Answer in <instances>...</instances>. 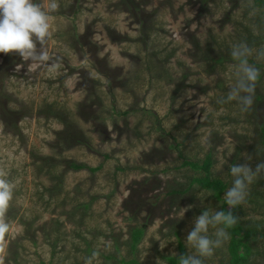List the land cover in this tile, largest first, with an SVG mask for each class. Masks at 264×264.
I'll return each mask as SVG.
<instances>
[{"label":"rangeland","instance_id":"rangeland-1","mask_svg":"<svg viewBox=\"0 0 264 264\" xmlns=\"http://www.w3.org/2000/svg\"><path fill=\"white\" fill-rule=\"evenodd\" d=\"M55 2L48 61L29 70L31 61L0 53V174L14 186L0 264H170L190 254L195 219L223 210L230 167L264 162V9L255 0ZM241 42L261 73L247 112L222 102ZM56 108L69 132L48 115ZM207 158L211 178L227 185L222 200L190 188L204 172L181 166ZM237 217L255 234L240 264H264V173ZM135 229L144 235L133 249ZM229 242L204 264H231Z\"/></svg>","mask_w":264,"mask_h":264},{"label":"clouds","instance_id":"clouds-1","mask_svg":"<svg viewBox=\"0 0 264 264\" xmlns=\"http://www.w3.org/2000/svg\"><path fill=\"white\" fill-rule=\"evenodd\" d=\"M58 5L55 0H0V53L18 54L23 61H31L29 70L36 63L50 59L45 45L53 37L52 13ZM39 45V48L37 47ZM252 49L246 43L232 47L235 61L233 77L227 96L222 102L236 101L242 112L249 111L254 103L260 70L249 63ZM264 55V52L260 53ZM21 65H17L19 69ZM264 173V162L253 169L248 163L230 167L231 186L224 193L229 209L243 205L249 195V185ZM14 198V186L6 175L0 174V242H5L10 233V224L5 219ZM236 223L231 211H203L194 222V228L186 237L191 252L179 258L180 264H204L215 250L230 239L229 229ZM95 256V253H93ZM87 262V264H90Z\"/></svg>","mask_w":264,"mask_h":264},{"label":"trees","instance_id":"trees-1","mask_svg":"<svg viewBox=\"0 0 264 264\" xmlns=\"http://www.w3.org/2000/svg\"><path fill=\"white\" fill-rule=\"evenodd\" d=\"M255 5L257 7L264 9V0H255ZM78 44L80 45V42ZM151 65L154 66V64H152V63H151ZM153 66H151V68H150V66H147L146 72L147 73L150 72V70H152V68H154ZM98 83H99V81H98ZM48 115H51L50 117H54L56 120L59 121L60 124L63 125L64 128H66L64 132H69V126H67L64 123V119L66 116L68 117V114L66 115L61 108H56V110H54V113L51 112V113H48ZM58 146L59 145H57L56 147H58ZM41 158H42V162H44V163L47 162L46 164H48L50 161V159L47 157L41 156ZM54 159H55V157H54ZM52 160L53 159L51 158V161ZM181 166H190L195 170H201L204 172V176H202L200 178H195L192 180L190 188L194 184H199L200 186H202L206 190H213L214 196L216 197V199L222 200V195L226 191L227 185L222 180H219V179L213 180L211 178L210 174H211L212 161L210 158H207L202 166H199L198 164H196L190 160H184V162L181 164ZM71 167L75 171H80V170L87 168L86 165L75 164V163H71ZM89 170L96 171V169H91V168H89ZM172 194H177V192L173 191ZM240 209H241V206L234 208V209H229V207L225 203V201L223 202V211H225V212L231 211L232 214L234 215V217L236 218L235 225L229 229L230 242H229V246H228V252H229V255L231 256V264H240L242 261H244L246 254L243 255L242 251L244 249H246L247 251L249 250V245L247 244L248 243L247 240L255 237V234L251 230L246 229L245 227H243L240 224V221L237 217V212ZM175 233L177 236H179L178 232H175ZM143 235H144V231L141 229H135L133 231V234H132V248L133 249L137 248V245L142 240ZM179 247H180L181 252L183 254H185V251H186L185 246L182 244L181 241H180ZM246 253L249 254V252H246ZM167 261L170 264H180L179 258H173V257L167 258Z\"/></svg>","mask_w":264,"mask_h":264}]
</instances>
